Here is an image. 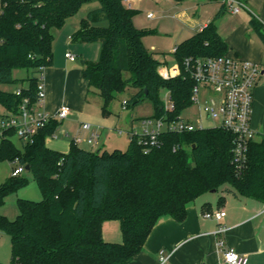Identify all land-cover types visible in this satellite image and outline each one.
Masks as SVG:
<instances>
[{
	"label": "trees",
	"instance_id": "16d2710c",
	"mask_svg": "<svg viewBox=\"0 0 264 264\" xmlns=\"http://www.w3.org/2000/svg\"><path fill=\"white\" fill-rule=\"evenodd\" d=\"M93 3L99 7L86 9L73 40L100 46L98 60L85 63L82 75L88 91L98 92L102 113L109 114L116 95L130 90L127 107L149 100L152 118L176 120L191 106L193 81L184 60L226 54L214 23L223 6L200 32L174 48L180 75L162 80L161 63L144 47L146 33L133 25L128 0H0V86L21 85L13 80V70H31L22 97L34 99L39 68L52 60V31ZM162 92L169 94L173 110H164ZM20 101L12 91L0 89V110L14 112ZM58 124L53 121L39 131L23 152L12 139L0 141V160L18 159L27 166L41 194L38 202L18 200L12 221L0 214V232L10 241L8 264H131L159 219L182 222L187 206L210 191L223 189L235 198L264 203V138L248 144L246 163L237 172L233 136L219 128L162 133L159 146L147 154L135 136L125 151L92 152L71 142L69 151L60 153L45 145ZM26 184L24 176H10L0 185V207ZM107 221L118 222L120 243L103 239Z\"/></svg>",
	"mask_w": 264,
	"mask_h": 264
},
{
	"label": "crops",
	"instance_id": "0c3cea01",
	"mask_svg": "<svg viewBox=\"0 0 264 264\" xmlns=\"http://www.w3.org/2000/svg\"><path fill=\"white\" fill-rule=\"evenodd\" d=\"M129 2L130 0H128L130 7ZM218 4L219 9L215 15L222 6V12L226 10L229 12L226 26L222 24L224 14L221 22L219 21L218 25L215 24L219 36L227 46L225 55L259 64L264 69V44L260 38V35L264 36V0H247L244 3L246 8L237 14L226 9L221 2ZM87 12L86 10L85 14L80 13L79 26ZM209 22L196 28L194 34L200 32ZM67 30L52 31L55 35V37L53 35L52 43V60L43 70L44 110L53 114L61 107L70 109L67 119L59 122L54 133L55 137L52 139L48 137L45 140L47 148L60 153H67L71 143L55 142L54 139L58 136L70 137L63 132L64 127L70 119L75 121L83 118L82 111L85 108L88 93V85L82 75L87 62L82 61L83 68H79L74 65L75 61L70 62L65 58V54L70 53L68 49L75 35L70 36ZM81 123H78L77 135L81 132L79 131ZM250 123L255 132L254 141L262 140L264 138V84H259L254 89ZM93 132H96L98 140L99 130L95 129ZM73 140L74 138H71V142H74ZM81 140L83 142V139ZM97 140L94 145H98ZM106 147L104 143L96 152L120 150L115 148L108 151ZM215 211L225 213L219 223L204 217V214ZM219 226L224 227L225 231L215 236L214 233ZM101 233L103 239H107L108 242L121 241L118 222H104ZM218 239H221L226 247L244 255L246 264H264V203L249 198H235L225 193L223 189L213 193L208 192L187 206L186 217L182 222H177L171 217L159 219L141 252L131 264H157L159 251H164L169 256V264H225L217 247Z\"/></svg>",
	"mask_w": 264,
	"mask_h": 264
},
{
	"label": "built area",
	"instance_id": "2783aa9c",
	"mask_svg": "<svg viewBox=\"0 0 264 264\" xmlns=\"http://www.w3.org/2000/svg\"><path fill=\"white\" fill-rule=\"evenodd\" d=\"M167 1V0H163ZM233 14L245 9V5L238 0H218ZM151 14L147 18H151ZM70 62L76 61L70 53L65 54ZM185 71L193 81L191 106L197 105L207 120L216 123V127L233 136L232 159L237 172H240L246 163L248 144L254 140L255 132L251 127V115L254 89L259 84H264V69L259 64L242 60L236 56L223 55L220 57L187 58L183 62ZM36 76V92L34 99L23 96L22 88L17 87L12 92L21 97V101L14 112L3 110L0 112V141L4 138L17 137L23 145L31 143L39 131L53 121L61 122L67 119L70 109L61 107L56 113L50 114L44 110V68H39ZM158 75L162 80H168L180 75V68L175 63L171 68L161 65ZM207 91L212 97L203 104L199 103L200 91ZM162 101L165 111L173 110L174 106L168 93L164 94ZM123 108L127 107L126 101L122 102ZM190 106V107H191ZM141 133H131L138 139L144 154L159 146L158 138L162 133L184 134L204 130L199 116L195 122L180 118L169 120L166 116L157 119H144L141 122ZM91 126L81 123L79 131H90ZM51 137H55L53 134ZM97 140L96 132H92L87 143L94 145ZM74 143L82 142L76 137ZM14 168L11 177L21 176L25 167L18 159L12 162ZM225 213L215 211L204 214L207 219L219 223ZM225 231L219 226L214 235L219 236ZM220 257L225 264H246L244 255L236 253L232 248L226 247L221 239L217 240ZM157 264H169V256L164 251H159Z\"/></svg>",
	"mask_w": 264,
	"mask_h": 264
},
{
	"label": "rangeland",
	"instance_id": "374dc122",
	"mask_svg": "<svg viewBox=\"0 0 264 264\" xmlns=\"http://www.w3.org/2000/svg\"><path fill=\"white\" fill-rule=\"evenodd\" d=\"M217 0H181L176 2L174 0H130V9L133 12L132 22L133 25L145 32V36L142 38L144 47L153 54L154 58L161 65H165L167 68H171L175 64L173 56V49L191 37L195 29L203 23L212 21L215 13L218 11ZM128 5V3H127ZM88 7L91 9L98 8L97 3H93L84 6L80 13L85 14ZM1 8V4H0ZM226 9H228L226 7ZM225 10V9H224ZM227 11V10H226ZM224 11L215 20V24L221 22V17L224 14L222 24L227 25L226 19L229 12ZM151 14V18H147V15ZM80 15V14H79ZM60 28L54 31H62V29H68L70 36L75 34L79 27V16ZM221 24V25H222ZM54 35V34H53ZM55 37V35H54ZM70 54L75 57V66L83 68L81 66L82 61H86L88 65L95 63L99 58L100 46L96 42H70L68 49ZM64 59V58H63ZM32 76L31 70L16 69L12 72L13 80L22 81L21 85H2L0 89L5 91H13L17 87L27 86V78ZM132 92L126 90L122 94L116 95L115 99L110 104L108 111L109 114L104 115L101 111V99L98 92L94 88H90L86 95L85 108L82 111L83 118L74 120H68L64 133L70 137L64 138V136L58 133V137L54 139L55 142L71 143V138L75 139L77 135L78 123L91 124V131H81L77 137L83 139V142L77 144V147L96 152L98 148H102V144L107 145V150H113L118 148L125 151L128 147L131 133L140 134L141 122L144 119H154L153 107L149 100H145L134 107L123 108L122 102L126 101L131 96ZM164 92L160 93V99L165 100ZM212 96L207 92L201 90L198 99L199 103L203 104L204 101L210 99ZM3 110H0L2 112ZM200 116L204 129H210L216 127V123L207 120L206 117L198 111L197 105L183 110L180 113V118L195 122ZM99 130L98 145H90L86 142L93 130ZM83 132V133H82ZM52 139V137H49ZM12 142L17 150L23 152V144L17 137L12 138ZM14 166L8 160H0V185L5 183L9 178ZM22 176L27 179V184L18 189L16 192L8 195L4 200V204L0 207V214L7 217L12 221L18 214L17 201L18 200H30L38 202L41 200V194L34 181L32 175L25 171ZM105 239V238H104ZM107 239H105L106 241ZM114 242V241H111ZM116 242V243H120ZM11 260V249L9 237L0 232V263L8 264Z\"/></svg>",
	"mask_w": 264,
	"mask_h": 264
},
{
	"label": "water",
	"instance_id": "95a60500",
	"mask_svg": "<svg viewBox=\"0 0 264 264\" xmlns=\"http://www.w3.org/2000/svg\"><path fill=\"white\" fill-rule=\"evenodd\" d=\"M81 63H82V62H81ZM144 93H145V95L147 94V92H146V91H145ZM25 171H28V167H27V166H25ZM210 192H212V193H213V192H215V191H210Z\"/></svg>",
	"mask_w": 264,
	"mask_h": 264
}]
</instances>
